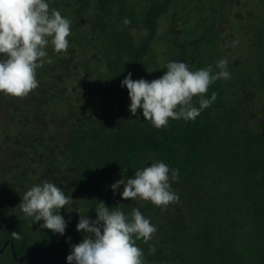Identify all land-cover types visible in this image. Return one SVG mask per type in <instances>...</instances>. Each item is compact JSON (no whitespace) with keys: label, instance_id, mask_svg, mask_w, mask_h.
<instances>
[{"label":"trees","instance_id":"trees-1","mask_svg":"<svg viewBox=\"0 0 264 264\" xmlns=\"http://www.w3.org/2000/svg\"><path fill=\"white\" fill-rule=\"evenodd\" d=\"M203 1L49 0L50 9L71 21L69 48L55 53L48 46L52 62L37 70L39 86L27 96L0 93V250L13 241L19 258L8 246L0 264H65L61 254L66 258L86 235L76 230L80 214L95 220L100 194L106 206L122 204L127 213L139 208L156 226L151 240L136 241L145 264H264V126L251 115L259 98L264 112V73L218 80L206 94L215 92L216 101L195 121L170 119L159 130L141 110L129 112L121 87L129 72L133 80L162 77L170 61L192 70L215 67L214 49L224 45L219 37L230 32L228 0L218 11V4L193 6ZM164 18L168 26L160 33ZM194 103L198 107L197 98ZM247 119L260 124L254 129ZM246 136L242 177L253 185L234 181L223 190L228 179L205 172L207 158L227 155ZM151 160L195 179V187L172 183L179 202L163 211L148 201L123 200L122 186L110 188ZM45 180L73 199L60 211L68 222L63 236L41 229L42 221L35 224L18 207L25 192Z\"/></svg>","mask_w":264,"mask_h":264},{"label":"clouds","instance_id":"clouds-1","mask_svg":"<svg viewBox=\"0 0 264 264\" xmlns=\"http://www.w3.org/2000/svg\"><path fill=\"white\" fill-rule=\"evenodd\" d=\"M123 23L130 21L125 18ZM70 35L71 21L60 10L50 9L49 0H0V93L25 97L38 88L37 70L52 62L48 46L55 53L65 52ZM230 78L227 58L216 61L215 67L198 70L182 61H170L162 77L133 80L129 72L121 87L128 91L129 112L137 116L141 110L144 120L159 130L166 128L170 119L195 121L217 99L215 92L210 98L206 96L209 87ZM179 175V169H170L163 160L152 161L151 166L144 164L132 178L121 179L110 188L115 192L122 186L123 200L148 201L163 211L179 202L171 186ZM72 200L62 188L45 180L27 190L18 207L35 224L42 221L41 229L63 236L68 222L60 211ZM121 205L110 208L100 201L94 209L95 220L80 214L76 230L86 235L72 246L67 264H145L144 252L136 241L147 243L157 228L139 208L127 213Z\"/></svg>","mask_w":264,"mask_h":264},{"label":"rangeland","instance_id":"rangeland-1","mask_svg":"<svg viewBox=\"0 0 264 264\" xmlns=\"http://www.w3.org/2000/svg\"><path fill=\"white\" fill-rule=\"evenodd\" d=\"M225 1L205 0L199 3L195 2V5H192L196 9L201 10L209 9V5L218 4V11L224 9H221V7H223ZM227 7L229 9L228 12L226 11L228 21L225 23L229 25L230 32L219 37L224 45H220L217 50L215 48L213 55L218 60L222 59V57L227 58L228 71L231 73L233 82H237L242 77L249 80L264 73V35L262 33L264 29V0H228ZM171 12H173V9ZM168 22L167 18H164L159 25L158 32L162 33V30L168 26ZM162 56L160 61L165 64L167 62L166 54L164 55L165 57ZM262 102L263 98L256 99L255 109L251 113L252 116L257 114L255 117L260 120L264 116V112L261 111ZM249 117L251 118L250 114L248 115ZM258 119H247L246 124L252 125L256 129L260 124ZM259 130L263 132V130ZM238 141H240V146L232 145L229 148L230 153L227 155L216 154L207 158L208 163L205 165V172H211L216 178L224 177L225 179L227 177L228 183H225V180L221 182L224 184L220 186L223 187V190L226 187H232L229 182L234 181L236 182V187H242L246 182L253 185L249 180H245L242 177L247 173L245 170H248V165L246 163V165H243L245 159H247L243 154V151L248 147L247 136L239 138ZM254 151L258 152L256 149ZM125 177H119L116 181Z\"/></svg>","mask_w":264,"mask_h":264},{"label":"water","instance_id":"water-1","mask_svg":"<svg viewBox=\"0 0 264 264\" xmlns=\"http://www.w3.org/2000/svg\"><path fill=\"white\" fill-rule=\"evenodd\" d=\"M261 124L264 126V116H263V118H262V120H261ZM151 164H152V160H151V161H148V162L146 163V166L149 167V166H151ZM101 198H102V195L100 194V196H99V202L101 201ZM8 246H10L14 258H15L17 261H19V258H18V256H17V252H16V248H15V244H14L13 241H9V240L6 241V242L3 244V246H2V248H1V250H0V254H4V252H5V250L7 249ZM46 251H47V249L44 250V251H42L40 254H38L37 257L42 256ZM58 251L61 253V251H60L59 248H58ZM61 259H62V261H63L65 264H67V260H66V258H65L62 254H61Z\"/></svg>","mask_w":264,"mask_h":264},{"label":"flooded vegetation","instance_id":"flooded-vegetation-1","mask_svg":"<svg viewBox=\"0 0 264 264\" xmlns=\"http://www.w3.org/2000/svg\"><path fill=\"white\" fill-rule=\"evenodd\" d=\"M166 164H168V163H166ZM197 170L200 171V168H197ZM184 175H182V177L178 178L175 181H171V184L173 183L174 184L173 186H177V187H195L194 186L195 185L194 184V182H195L194 175H192V178H187V179L184 177Z\"/></svg>","mask_w":264,"mask_h":264}]
</instances>
